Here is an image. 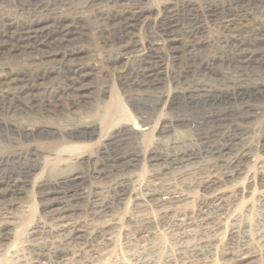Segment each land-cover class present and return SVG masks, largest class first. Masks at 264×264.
I'll list each match as a JSON object with an SVG mask.
<instances>
[{"label": "rangeland", "instance_id": "obj_1", "mask_svg": "<svg viewBox=\"0 0 264 264\" xmlns=\"http://www.w3.org/2000/svg\"><path fill=\"white\" fill-rule=\"evenodd\" d=\"M165 1L47 0V8L57 13L60 19H57L54 26H63L62 28H67L70 33L65 36L56 34L48 47L34 49L31 40L24 37L21 25L35 23L38 28L51 29L53 24L49 23V18L46 19L47 14L38 15L33 4L26 0H0V175L19 174L21 168L32 161L30 154L33 150L41 154L40 156H51L52 152L71 145L68 140L61 138L33 144L25 137L24 129L36 131L45 126L58 131L82 130L89 125L103 123L102 134H108L112 131L108 129L110 118L118 109L121 108L125 117L133 118L139 124V113L147 111L150 114L148 125L151 132L142 139V146L131 143L120 149L139 150L142 157L147 158L150 147L155 144L158 131L166 124L171 126L169 128L172 130L159 141V149L164 152L172 146L180 149L191 144V150L197 152L196 157L201 156V159L198 158L199 160L187 168L191 173L185 178L186 182L184 178L179 177L180 171H185L181 169L167 176L162 184L159 183L160 186L156 185L159 188H156L149 184L148 180L158 174L159 171L155 170L158 168H150L145 162L137 167L134 173L122 178L128 183V200L117 206V215L123 226L133 229L127 214L129 215L128 212L134 203V196L140 195L141 199L146 200L149 188L160 191L171 189L176 193L185 191L184 194L189 192L190 196L196 198L201 192L203 182L208 178L226 183L224 176L231 168L208 158L206 143L213 140L228 141L236 133H241L242 142L247 144L244 146L245 150L249 152L247 159H244L247 160L246 169L239 176L241 180L239 179L238 185L241 191L235 192L236 199L232 196L224 209V215L214 213L212 215L215 218L212 216L213 219L198 225L203 228H199V232L207 231V236L219 237L216 248L215 245L210 249L202 247L199 251L204 256H211L209 260L213 264H233L228 258H222V251H229L230 248L234 253L247 246L253 249L255 246L258 250L257 258L259 257L256 264H264V240L261 241V238H264V220H260L262 217L254 212L249 218V230L244 234V219L241 218L239 210L241 204L238 205L241 201H253L255 194L252 195V189L253 193L257 194L263 185L264 149L260 145L264 136V62L262 61L261 65L249 63L240 56L250 53H253V56L260 55L264 51V0H168V5ZM124 5L130 8L142 6L147 9L146 15L139 18L133 28H124V20L121 19ZM10 22L14 27L9 29ZM162 29H168V33L162 32ZM168 34L170 37H167ZM134 38L143 45L145 52L148 49L153 50L149 44H160V53L157 52L159 61L146 60V64L136 56L137 49L124 50L123 47L130 44ZM45 52L58 55L49 60L45 58ZM148 66L152 69L160 68L159 71L162 72L152 86L147 79ZM74 67L86 72L81 76L75 74L71 70ZM248 88L261 91L256 94L260 95L258 100L237 101L226 108H235L242 112L241 115L254 109L253 116L250 117L247 113L249 118L238 115L220 123L199 127V120H196L198 123L194 122L198 109L173 110L170 106L178 96L192 90L235 92ZM185 115L189 116L192 122L177 124L176 122ZM84 144L80 149H72L66 153H74V156L94 153L100 145V139L95 138ZM248 158H251L250 161ZM47 162L30 178L27 196H0V223L8 221V228H13V231L25 230L38 219L44 224L49 222L46 223L48 227L52 226V212L45 211L46 205L42 206L39 201L35 185L38 177L49 179L58 174L80 171L90 179L93 185L87 190L90 195L85 196L86 199L82 201L79 200L80 203L76 202L78 206L71 215L78 224H91L89 202L92 200V194L100 192L103 201L112 202V184L120 177L100 176L94 179L97 177L92 172V165L76 166L77 164L67 163V167H59L55 165V161ZM231 204L233 206H230ZM21 206L26 207L25 213L19 211L23 210ZM191 207L195 209V199ZM56 208L57 206L53 207ZM166 226L158 225L151 230L154 235L150 231L148 235L145 232L134 234L133 238V235L118 234L113 238V242H92L71 264H179L178 255L174 254L172 245L178 240L180 231L172 225L168 224V228ZM232 227H236L238 232V235L233 237L229 233ZM21 249L23 256H27L25 262L28 264L27 260L33 253L25 249V244H22ZM29 251L31 253L28 254ZM46 261L35 264H59L52 258Z\"/></svg>", "mask_w": 264, "mask_h": 264}, {"label": "bare ground", "instance_id": "obj_2", "mask_svg": "<svg viewBox=\"0 0 264 264\" xmlns=\"http://www.w3.org/2000/svg\"><path fill=\"white\" fill-rule=\"evenodd\" d=\"M26 1L33 4L34 8H36L37 10L36 13L38 15H44L43 13H46V19L49 18V23L53 24V27L51 29H42L38 28V25H36L35 23H29L30 25H27L21 22L24 25H21L22 27L20 29L24 37H27L28 40H31L32 48L45 49L46 47H48L49 42L54 38L56 34L61 33L65 36L66 34L68 35L70 33V30H68L67 28H62V25L57 24L62 27L54 26L56 25L55 22L57 21V19H59V17L57 13L51 11L50 8H47V0ZM238 1L245 2L246 0ZM165 4L168 5L170 4V2L166 0ZM123 10L124 11L121 13L123 18L121 19L124 20V28H133L139 18L146 15L147 13V9L143 8L142 6H134L130 8L129 6L127 7L126 5H124ZM112 18L116 19V17ZM12 27H14V25L10 22L8 28L10 29ZM167 30L168 29H162V32L168 33ZM167 37H170V35L168 34ZM142 46L139 40H136L134 38L132 39V42L127 46H124L123 49H137L135 51L136 56L140 58L142 62H145L146 60L159 61L160 44H157L156 42L155 44H149V47L153 48V50L147 48L148 51L146 52ZM241 54L243 55V52H241ZM57 55V53L45 52V58L49 60L51 58L57 57ZM240 57L245 59L246 62L260 63L261 65L264 62V51L261 52L260 55L253 56V53H250L246 56L244 54V56ZM242 62L245 63L244 61ZM71 70L73 73L79 74L80 76L86 72L85 70H81V68L79 67H74V69ZM159 70L160 68L152 69L149 67V69L146 71L147 79L151 82L149 83L151 84V86L158 81V77L162 73H160ZM85 76L86 75H83V77ZM11 82L14 83L15 81ZM249 88L238 89L235 92H223L202 89L192 90L187 92L186 94H181L180 96H178L170 106L173 110L176 108H184L187 110L198 109V115L194 122L198 123V121L196 120H199V123L197 124L199 127L207 126L208 124L220 123L228 119L229 117L241 115L242 112H240L239 110L232 107L227 109L226 106L233 105L237 101L246 102L245 100L247 99L258 100L257 97H260V95L257 96L256 94H260L261 91L259 89L249 90ZM148 113L149 112L147 111H142L139 113V116L137 118V120L140 122L139 124L138 122L133 120V118L129 119L127 118V116L125 117V114L123 113V110L121 108L118 109V111L115 112L110 118L108 129H111L112 131L111 133H108L109 135L107 133L102 134L103 123H99V125H89L87 127H84V129L82 130L66 129L64 131H58L56 129H52L45 126L36 131L29 129L23 130L25 132V137L31 140L33 144L38 141H53L56 138H61L64 140H68L69 144L71 145L66 146L63 149L56 150L55 152H52L50 154L51 156H49L48 154L45 156H40L41 154L33 150L30 154V156L33 158L32 161L28 165L23 166L20 172H18L19 174H9L7 176L3 174L0 175V196L7 194L14 195L16 196V198H20L22 195L27 196V194H29L28 188L31 184V182H29L30 178L37 170L41 168V166L48 163L47 161H55V165L59 167H67V163H71L74 165L77 164L76 166L92 165V172L97 177L94 179H98L100 176H103V178L109 176H116L120 177L121 179L119 178V180L115 184H112L114 185L112 186V202L103 201L104 199L100 197V192L91 195L92 200L89 202V218L91 219V224L89 226H86L78 224L75 220H73L71 215H73L72 212L76 209L75 207L78 206L76 205V202H79V200L82 201L83 199H86L85 196L88 197L90 195H88L89 192L87 193L89 187L93 186L92 183H90V179L83 172L80 171H75L73 173L69 172L66 174H58L57 176L49 179H42L38 177V180L35 181V185L37 189V194L39 196V201L42 206L46 205L45 211H48L49 213L52 212V226L49 225L50 227H48L46 223L49 222H46L44 224L38 219L33 224L30 223L31 225H29L28 228L25 230L16 229L17 231H13V228H8V221L7 223L1 222L2 224L0 223V264H27L25 262V257L27 256H23V252L21 249L22 244H25L26 250H30L33 253L31 257L29 256L30 259L27 260L28 264H35L39 263L40 261L44 262L49 258L57 260L59 264H71L75 258L79 257L81 253L90 244H92V242H113V238L118 234H122L124 236L133 235V238L134 234L141 232L149 234L151 230L157 228L158 225L166 226L165 224H167V228L169 224L180 231L177 237L178 240H176L175 244L172 245L174 254L178 255L177 259L179 261V264H213V262L209 260V258H212L210 256L212 254L209 255L210 257H207L200 253L199 250H201L200 248L202 247L210 249L218 242L219 237H215V235L209 237L206 235L208 233L207 231V233H203V231L199 232V228L201 227H198V225H203L204 223L209 221L213 216L212 214L214 213H220L224 215V209L228 205V202L231 201L232 196L235 194V192L239 190L241 191V188L239 189L238 181L240 179L239 176L242 175L244 173V170L246 169L245 164L247 160L244 159H247L246 156L249 152H246L247 150H245L244 146L247 144H244L242 142L243 136H240L241 133L239 135H237L236 133V135H233L231 138H229L228 141L219 142L217 140H213L208 141L207 143L205 142L206 150L208 152L207 157L212 158L215 163L219 162L220 164H223V166L225 165L231 168L227 174L225 173L224 177L226 183H223L218 179L208 178L203 182L201 192L198 197L196 196V198L192 197L193 195L190 196L191 194L189 195V192H187V194H184L185 191L183 193H180L179 191V193H176L173 192L174 190L172 191L171 189L169 191H160L149 188L151 189L150 191L148 189L149 193L147 194L145 192L147 194L146 196L148 197L146 200L141 199L140 195V197L134 196V203L132 204L131 209L128 212L129 215L127 214L128 221L133 224L134 228L129 229L123 226L119 219V216L117 215V206H121V204L125 202L129 192L128 183L125 181V179L122 178H125V176L129 173H134L136 168L140 167L141 165H143V162H145L150 168H158L155 169L156 171H159L158 174H156L155 177H153L152 179H150V177L153 175H150V177L148 178L150 179L148 180L149 184L156 187V185H158L160 182V184H162L164 180H166L167 176H171V174H173L174 172H179L181 169H185V171L181 170V174L179 177L185 179L191 173L188 172L187 168H189V166H191L194 161L201 157H196L197 155L195 153L197 152L194 153L191 150V144L180 149L174 145V148L172 146L170 149L167 148L164 152L161 151L158 147L159 141L163 139L165 134L169 133L172 130L171 128H169L171 126H167L166 124L165 126H162L161 129L158 131L157 138L155 139V144L150 147L149 156L147 158H143L141 155L142 152L139 150L120 149V147L131 143H136L137 145L142 146V139H145L149 132H151L150 127L148 125L150 117V114ZM247 113L250 114L249 116L251 117L254 115L255 111L254 109H250L248 110V112L241 115V117L247 116L249 118ZM245 120H247V118L244 119V121ZM185 122H192V120L189 116L185 115L181 118V120H178L176 123H181L180 125H182L185 124ZM1 126L2 123L0 122V127ZM106 126L104 128H106ZM3 127L7 128L6 126ZM213 136L211 137L213 138ZM95 138L100 139V145L96 149V152L79 156H74V153H66L67 151H72V149H80L83 145H85L84 143L86 141H90ZM46 144L48 146H51V144L49 143ZM260 146L264 149V136ZM249 159L251 158H248V160ZM113 172L115 173L112 174ZM211 178H213V176ZM262 178L263 182H261L263 183V185L261 187V190L258 191L256 194L253 193L252 189V195L255 194L253 196L254 200L251 202L241 201L240 203H238V205L241 204L239 210H241V218L244 219V234L247 232V230H249L251 223V221L249 222V218L254 214V212L262 217L260 220H264V174ZM184 181L186 182V179ZM160 184L158 186H160ZM250 189L251 187H249V190ZM234 197L235 199L237 198L235 195L233 196V198ZM194 199L196 201L195 209L191 207V204L192 202H194ZM55 206H57V208L53 209V207ZM230 206L233 205L231 204ZM22 209L23 210L19 211L25 213L26 207H22ZM27 213L29 212L27 211ZM30 214L28 216H30ZM223 220L224 219H222V221ZM235 228L232 227L230 229L229 233L232 237L236 236V234L238 233ZM11 229L13 232L11 231ZM202 229L203 228H201V230ZM239 234L241 233L239 232ZM220 237L222 239V234ZM261 239V241L264 240V238ZM172 241L173 240L171 239V242ZM234 241L235 240H233V242ZM255 248V246L254 249L248 248L247 246V248H243L241 251H237L234 253L231 252L229 248V251H222V258H228V260H231L233 264H256L257 259L259 257L257 258L258 250L256 248V251ZM30 251L28 252V254L31 253ZM153 263H155V261Z\"/></svg>", "mask_w": 264, "mask_h": 264}]
</instances>
